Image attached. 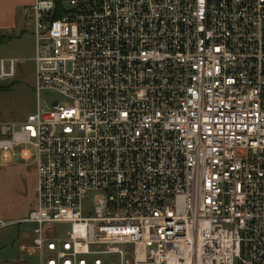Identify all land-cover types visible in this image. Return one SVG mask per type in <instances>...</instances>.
Returning <instances> with one entry per match:
<instances>
[{
    "label": "built area",
    "instance_id": "1",
    "mask_svg": "<svg viewBox=\"0 0 264 264\" xmlns=\"http://www.w3.org/2000/svg\"><path fill=\"white\" fill-rule=\"evenodd\" d=\"M29 9L36 110L0 115V161L33 159L34 208L0 220L26 264H264V0Z\"/></svg>",
    "mask_w": 264,
    "mask_h": 264
},
{
    "label": "rangeland",
    "instance_id": "2",
    "mask_svg": "<svg viewBox=\"0 0 264 264\" xmlns=\"http://www.w3.org/2000/svg\"><path fill=\"white\" fill-rule=\"evenodd\" d=\"M5 38V37H3ZM2 38V39H3ZM0 44V59L18 62L15 79L5 84L0 95V115L5 122H20L36 110L34 95V24L30 9L18 15L14 35ZM60 98L49 92L39 94L40 109ZM34 153L32 148H28ZM16 150L13 162L0 161V220L25 219L35 205L33 159H19ZM28 225H11L0 229V264H26L23 247L28 245ZM22 247V248H21Z\"/></svg>",
    "mask_w": 264,
    "mask_h": 264
},
{
    "label": "crops",
    "instance_id": "3",
    "mask_svg": "<svg viewBox=\"0 0 264 264\" xmlns=\"http://www.w3.org/2000/svg\"><path fill=\"white\" fill-rule=\"evenodd\" d=\"M33 0H0V39L12 37L18 15L28 10Z\"/></svg>",
    "mask_w": 264,
    "mask_h": 264
},
{
    "label": "trees",
    "instance_id": "4",
    "mask_svg": "<svg viewBox=\"0 0 264 264\" xmlns=\"http://www.w3.org/2000/svg\"><path fill=\"white\" fill-rule=\"evenodd\" d=\"M55 5H56V8H57V11L54 15V18H59L61 13H62V0H53ZM11 38L10 37H6V38H3V39H0V44H2V42L4 41H9ZM3 42V43H4Z\"/></svg>",
    "mask_w": 264,
    "mask_h": 264
}]
</instances>
